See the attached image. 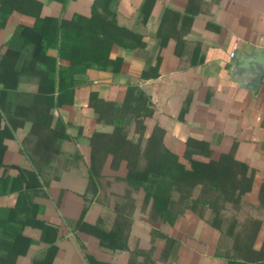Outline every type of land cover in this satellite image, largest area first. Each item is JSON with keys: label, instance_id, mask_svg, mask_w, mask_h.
<instances>
[{"label": "crops", "instance_id": "0c3cea01", "mask_svg": "<svg viewBox=\"0 0 264 264\" xmlns=\"http://www.w3.org/2000/svg\"><path fill=\"white\" fill-rule=\"evenodd\" d=\"M35 16L79 19L111 42L108 64H69L58 46L70 42L56 28V41L41 38L33 54L18 29ZM256 48L264 52V0H0V206L15 203L18 167L37 178L31 200L44 223L15 264L43 257L47 226L52 264H264V63L251 90L244 85L256 63L237 57ZM127 88L126 110L149 112H126L132 141L157 125L205 139L212 159L228 153L251 168L249 190L224 203L216 226L209 209L183 208L166 236L152 235L160 220L149 217L151 200L142 204L125 159L95 135L112 131L102 100L122 106ZM94 230L117 232L126 248L103 246Z\"/></svg>", "mask_w": 264, "mask_h": 264}, {"label": "trees", "instance_id": "16d2710c", "mask_svg": "<svg viewBox=\"0 0 264 264\" xmlns=\"http://www.w3.org/2000/svg\"><path fill=\"white\" fill-rule=\"evenodd\" d=\"M37 19L35 16L31 25L18 29L25 41L33 42V54H38L41 38L47 42L56 41V28L62 29V38L70 42L58 46L60 57H66L69 64L96 69H103L108 64L111 42L98 37L92 28H85L79 19L67 22H55L53 17ZM111 64L114 65L113 62ZM45 82L52 86L50 80L46 79ZM70 86L71 82L59 83L58 89L66 91ZM130 91L131 88H127L122 106L102 100V114L110 116L112 131L95 135L105 139L104 147L113 158L125 159L126 178L140 183L142 204L151 200L149 217L160 220L159 229L152 230V235L166 236L164 229L175 227L183 208L198 216L209 209L213 213L211 225L216 226L218 211L224 203H237L240 196L249 190L251 168L228 153L212 159L211 148L205 139L192 136L178 138L157 125L148 137L139 136L132 141L123 129L130 120V117H125L126 112L142 118L148 116L149 112L144 109L140 111L137 106L126 110L125 103ZM59 102L61 97H58ZM14 168L17 174L11 178L9 190L16 193L15 203L12 207L0 206V264H15L18 256L25 255L28 247L38 242L44 224L36 218V206L31 200V192L38 187L37 178L18 167ZM5 184L4 180L1 185ZM173 194L176 195L175 199L172 198ZM51 231L49 226L44 231L43 242L48 246L43 257L32 259L30 264H52L55 246L53 238L48 237ZM94 234L109 249L126 248L125 240L113 230H94Z\"/></svg>", "mask_w": 264, "mask_h": 264}, {"label": "water", "instance_id": "95a60500", "mask_svg": "<svg viewBox=\"0 0 264 264\" xmlns=\"http://www.w3.org/2000/svg\"><path fill=\"white\" fill-rule=\"evenodd\" d=\"M239 61L244 64L247 61H255L256 64L253 65V70L251 72V78L245 83L244 87L254 90L260 81L262 70H263V63H264V52L260 48H256L253 50V53L246 57L245 59L242 56H237ZM239 84L240 81L236 80Z\"/></svg>", "mask_w": 264, "mask_h": 264}]
</instances>
